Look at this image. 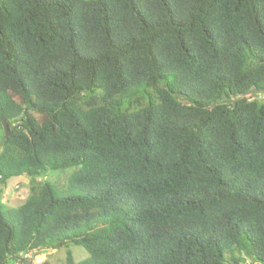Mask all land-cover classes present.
<instances>
[{"label": "trees", "instance_id": "obj_1", "mask_svg": "<svg viewBox=\"0 0 264 264\" xmlns=\"http://www.w3.org/2000/svg\"><path fill=\"white\" fill-rule=\"evenodd\" d=\"M262 95L264 0H0V264L264 263Z\"/></svg>", "mask_w": 264, "mask_h": 264}, {"label": "rangeland", "instance_id": "obj_2", "mask_svg": "<svg viewBox=\"0 0 264 264\" xmlns=\"http://www.w3.org/2000/svg\"><path fill=\"white\" fill-rule=\"evenodd\" d=\"M264 99V95L261 97ZM1 149V146H0ZM76 168L71 167L59 171L49 170L42 172L38 177H13L7 181L6 185L1 187L7 201L11 206L17 208L22 205L32 194V187L38 186L46 180L51 183L58 191H70L68 178ZM71 250L77 261L90 258L91 254L82 245H72L69 248L63 247L42 252H31L27 257L35 263L48 262L49 264H64L67 257V251ZM244 264H264L245 258Z\"/></svg>", "mask_w": 264, "mask_h": 264}, {"label": "water", "instance_id": "obj_3", "mask_svg": "<svg viewBox=\"0 0 264 264\" xmlns=\"http://www.w3.org/2000/svg\"><path fill=\"white\" fill-rule=\"evenodd\" d=\"M10 130L7 128V133L9 134ZM44 251H48L47 249H45Z\"/></svg>", "mask_w": 264, "mask_h": 264}]
</instances>
